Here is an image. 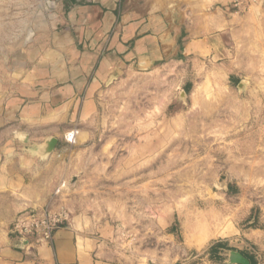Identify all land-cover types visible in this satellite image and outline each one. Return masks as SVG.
I'll return each mask as SVG.
<instances>
[{
	"label": "rangeland",
	"instance_id": "374dc122",
	"mask_svg": "<svg viewBox=\"0 0 264 264\" xmlns=\"http://www.w3.org/2000/svg\"><path fill=\"white\" fill-rule=\"evenodd\" d=\"M57 6L0 0L4 88L26 67L27 50L53 37ZM222 7L235 15L224 50L180 52L127 72L105 88L93 116L61 132L49 154L59 159H52L54 191L45 204L56 199L69 208L67 225L88 217L110 263L228 264L235 250L264 264V0ZM73 129L72 144L66 133ZM19 202L16 194L0 195V237ZM216 229L237 233L208 237ZM218 242L225 248L211 255Z\"/></svg>",
	"mask_w": 264,
	"mask_h": 264
},
{
	"label": "crops",
	"instance_id": "0c3cea01",
	"mask_svg": "<svg viewBox=\"0 0 264 264\" xmlns=\"http://www.w3.org/2000/svg\"><path fill=\"white\" fill-rule=\"evenodd\" d=\"M56 1L53 37L27 50L26 67L10 89L0 85V195L20 198L0 237V264H115L101 258L94 225L82 215L59 229L51 244L10 233L18 211L45 204L54 191L49 170L59 156L42 155L46 140L93 116L105 88L127 72L153 69L180 52H221L235 15L222 7L228 0Z\"/></svg>",
	"mask_w": 264,
	"mask_h": 264
},
{
	"label": "built area",
	"instance_id": "2783aa9c",
	"mask_svg": "<svg viewBox=\"0 0 264 264\" xmlns=\"http://www.w3.org/2000/svg\"><path fill=\"white\" fill-rule=\"evenodd\" d=\"M52 6H56V0H46ZM69 132H71L70 135ZM66 133V140L69 143L77 141L78 130H71ZM66 183H61L55 190V195L62 193ZM55 201L44 206H30L25 208L16 218L12 232L19 238L27 241H34L36 244H51L62 227L67 226L71 220V211L64 205L55 204Z\"/></svg>",
	"mask_w": 264,
	"mask_h": 264
},
{
	"label": "water",
	"instance_id": "95a60500",
	"mask_svg": "<svg viewBox=\"0 0 264 264\" xmlns=\"http://www.w3.org/2000/svg\"><path fill=\"white\" fill-rule=\"evenodd\" d=\"M59 143V138L52 136L46 140L44 150L42 155H49L51 154ZM228 264H251L249 258H247L243 253L240 251L232 250L230 252L229 260L227 261Z\"/></svg>",
	"mask_w": 264,
	"mask_h": 264
},
{
	"label": "trees",
	"instance_id": "16d2710c",
	"mask_svg": "<svg viewBox=\"0 0 264 264\" xmlns=\"http://www.w3.org/2000/svg\"><path fill=\"white\" fill-rule=\"evenodd\" d=\"M221 248H225V244L223 242H218V243L214 244L211 247V251H210L211 252V255H214V254L219 253V250ZM245 256L247 258H249L251 264H257V260H256V257L255 256H253V255H247V254H245Z\"/></svg>",
	"mask_w": 264,
	"mask_h": 264
},
{
	"label": "bare ground",
	"instance_id": "6f19581e",
	"mask_svg": "<svg viewBox=\"0 0 264 264\" xmlns=\"http://www.w3.org/2000/svg\"><path fill=\"white\" fill-rule=\"evenodd\" d=\"M44 156H48V155H44Z\"/></svg>",
	"mask_w": 264,
	"mask_h": 264
}]
</instances>
